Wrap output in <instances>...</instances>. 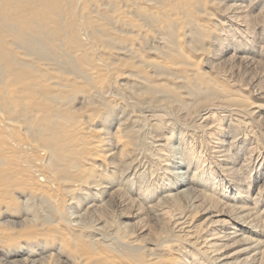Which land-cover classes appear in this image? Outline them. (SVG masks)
I'll return each mask as SVG.
<instances>
[{"label":"rangeland","instance_id":"rangeland-1","mask_svg":"<svg viewBox=\"0 0 264 264\" xmlns=\"http://www.w3.org/2000/svg\"><path fill=\"white\" fill-rule=\"evenodd\" d=\"M94 1L0 0V114L12 124L0 115V264H214L204 252L209 246L203 245L218 227L217 219L225 226L238 225L236 233L250 242L263 241V254L251 258L252 253L238 251L243 244L213 239L225 243L223 252H233L232 262L264 264V0H156L155 9L145 0H113L104 9L102 0ZM237 2L241 10L247 8L242 20L240 12H233L235 19L225 15L232 14L227 10ZM153 10L160 14L157 19ZM114 13L124 22L115 20ZM79 24L86 27L85 34L77 30ZM157 26L166 31V43L155 34ZM109 28L120 38L111 37ZM171 60L186 66L170 70ZM155 62H165L158 70L165 69V76L153 74L150 64ZM57 89L65 94L55 93ZM155 90L164 97L153 98ZM156 99L162 109L148 105L145 110V103ZM203 104L231 111L215 112L210 120H221L201 135L196 114ZM248 109L255 110L257 119L244 115ZM156 121L161 124L154 125ZM212 130L210 149L218 150L217 140L223 139L221 151L204 145L205 164L199 162L197 169L210 165L213 178L238 180L235 171L229 177L218 169L220 155L229 147L228 158H234L230 168L243 164L247 180L233 189L240 195L235 203L228 200L233 186L229 197L220 189L212 196L236 208L247 206L257 216L253 225L236 218L226 205L214 207L216 213L225 212L221 216L212 210L202 213L200 201L192 207L188 199L174 205L165 199L174 190L156 180L167 170L180 171L170 167L172 161L162 165L150 156L155 144L163 143L157 138L171 132L169 144L176 145L183 135L185 146L189 134L201 135L203 143ZM98 185L105 193L95 197L91 194L98 193ZM76 197L83 199L73 207Z\"/></svg>","mask_w":264,"mask_h":264},{"label":"bare ground","instance_id":"bare-ground-1","mask_svg":"<svg viewBox=\"0 0 264 264\" xmlns=\"http://www.w3.org/2000/svg\"><path fill=\"white\" fill-rule=\"evenodd\" d=\"M82 2H85V0H81ZM89 1V0H88ZM94 1V0H93ZM93 1L91 0V3H93ZM101 0H97V2H100ZM113 0H102V2L100 3V5L99 6H102V8L101 9H104L105 7H108L109 5H110V3L112 2ZM129 1V0H128ZM131 1V0H130ZM146 2H148V1H150V4H148V5H151V4H153L154 5V7H153V9H155L156 8V0H154L155 2H153V0H145ZM95 2V1H94ZM137 2V1H136ZM86 3H87V1H86ZM78 4V3H77ZM134 4H135V2H134ZM96 5V4H95ZM97 5V6H98ZM240 5V3L238 4V2L237 3H233V4H231V6H230V8L232 7V9H230V10H227V12H231L232 14H229V13H226L225 15L229 18V17H231V16H233L235 13H233V12H240L241 14H240V16H239V18L242 20L243 18H245V17H247V14H246V12H245V10H244V8H246V7H244L243 8V10H241V8H242V6H239ZM238 6H239V8H240V10L238 9ZM250 6V5H249ZM85 6L83 5V8H84ZM134 7V6H133ZM134 8H136V9H134L133 11L134 12H136L137 11V7L135 6ZM159 8H161V7H159ZM157 9H158V7H157ZM161 9H163V10H161V11H159V12H161V14L162 13H164V15L165 14H167V13H165V11H166V9L165 8H161ZM247 9V8H246ZM98 8H97V10H95L94 9V11H97L98 12ZM130 10H131V8H130ZM159 10V9H158ZM132 11V10H131ZM130 11V12H131ZM82 12L84 13V11L82 10ZM92 12V11H91ZM90 12V13H91ZM97 12H96V14H97ZM120 12V11H119ZM138 12V11H137ZM140 12H142V11H140ZM153 15H152V17L154 18V19H157L158 18V16L157 15H160V14H158L159 12H156L155 10H153ZM156 12V13H155ZM166 12H168V11H166ZM248 12V11H247ZM123 13V12H122ZM95 14V16H97ZM151 14V13H150ZM229 14V15H228ZM114 15H116V13H114ZM111 16V15H110ZM234 17V16H233ZM92 18H94V17H92ZM237 18V17H236ZM121 19V20H120ZM124 18L122 17V16H118V14L115 16V20H117L118 22H124V20H123ZM127 19H129V18H127ZM234 19H235V17H234ZM132 20V19H131ZM114 21V20H113ZM135 22H138L137 20L135 21ZM234 22V21H233ZM130 24V23H129ZM132 24H133V22H132ZM237 24V23H236ZM243 24V23H242ZM77 27H78V31H79V33L80 32H82V31H84V34H85V26H84V24H79V26L77 25ZM110 29V28H109ZM158 26L156 27V32L157 33H155V34H157V36H159L160 38L159 39H162V42H163V40H165V39H167V37L165 36L166 35V31L164 30V32L163 31H158ZM246 29V28H245ZM115 31V30H114ZM109 33L108 34H110L111 35V37H115V38H120V37H118L117 35H119V34H117V32L115 33V32H113V30L111 31V29L108 31ZM83 34V33H82ZM120 36V35H119ZM124 36V35H123ZM258 36V35H257ZM155 37V36H154ZM88 38V37H87ZM122 38V37H121ZM155 41V40H154ZM156 41H157V39H156ZM159 41V40H158ZM223 41H225L224 39H223ZM227 41V40H226ZM89 42V41H88ZM229 44L231 43V42H229V40L227 41ZM261 42V41H260ZM84 44L86 43V42H83ZM82 43V44H83ZM165 43H166V40H165ZM165 43H163V44H165ZM250 43V42H249ZM87 44V43H86ZM85 44V45H86ZM262 44V43H261ZM88 45V44H87ZM259 46V45H258ZM87 47V46H86ZM85 47V48H86ZM165 48L167 47V46H164ZM89 48V47H88ZM169 48V47H168ZM260 48H261V50L259 51V52H261V54H262V52H263V49H262V47L260 46ZM87 49V48H86ZM171 49V48H170ZM168 50V49H167ZM179 50H180V48H179ZM18 52H19V50H17ZM86 51H89V49H87ZM165 51V50H164ZM173 51V50H172ZM181 51V50H180ZM221 50H219V51H217V52H219V53H221L220 52ZM226 51V50H225ZM240 51H244V50H240ZM91 52V51H90ZM90 52H86V53H90ZM23 53V52H22ZM18 54V53H17ZM24 54V53H23ZM164 54V53H163ZM19 55V54H18ZM29 55V54H28ZM81 55H82V53H81ZM259 55H260V53H259ZM17 56V55H16ZM23 56V55H22ZM20 57V56H19ZM26 57H28V56H26ZM245 57V56H244ZM28 59V58H27ZM243 59V58H242ZM49 60V59H48ZM247 60V59H246ZM245 60V61H246ZM46 62H47V59L45 60ZM171 61H174V62H171ZM170 62H169V65H167L166 66V68H169L170 70L173 68L174 69V67L176 68V66H177V68H178V66L180 65V67L182 68L184 65L182 64V66H181V63L179 62V61H176V60H171ZM44 62V61H43ZM43 62H41V63H43ZM50 62V60L47 62V63H49ZM53 62V61H52ZM52 62H51V64H52ZM158 62V61H157ZM40 63V64H41ZM183 63H186L185 61H183ZM154 65H151L150 64V66L152 67V72H154L153 74H155V76H161V74L164 72L165 73V69L163 70V71H158V70H160V68H161V66L163 67H165V62H161V63H153ZM155 64H157V65H155ZM162 64V65H161ZM187 64V63H186ZM38 65V64H37ZM42 66H43V64H41ZM40 65V66H41ZM47 65H49V64H44V66H47ZM41 66V67H42ZM186 66V65H185ZM184 66V67H185ZM179 67V68H180ZM48 69V68H47ZM163 69V68H162ZM180 70V69H179ZM181 70H183V69H181ZM156 71V72H155ZM157 71L158 72H160V73H157ZM162 72V73H161ZM163 73V75L162 76H165V74ZM167 73V72H166ZM183 73V72H182ZM186 73V72H185ZM181 76V75H180ZM179 79H180V77H179ZM47 81V80H46ZM45 81V82H46ZM44 82V81H43ZM49 80L46 82V84L47 85H45V83H43L45 86H49ZM140 83V82H139ZM58 91H55V93H59L60 95H61V93H64L65 94V91H63V92H61L59 89H57ZM162 91H157V90H155L154 91V93H153V98H162V97H164L163 95H162V93H161ZM138 94V92L135 94V95H137ZM187 94H189V93H187ZM139 95V94H138ZM137 95V96H138ZM188 96H191V97H195V96H193V95H191V94H189ZM132 97V96H131ZM133 97H134V95H133ZM225 98L227 97L226 95L224 96ZM136 98V97H135ZM128 99H130V97L128 98ZM213 99V98H212ZM211 99V100H212ZM131 100V99H130ZM206 100H207V98H206ZM206 100H203V101H206ZM224 100V99H223ZM200 101V100H199ZM203 101H201V102H203ZM161 102V100H158V99H156V100H154V101H149V102H147V103H145V105H147V108L146 107H144L145 108V110H147L148 109V107L150 106V107H152L153 108V106L155 107V106H160V103ZM57 104V103H56ZM59 104V103H58ZM144 103H142V105H143ZM187 107L191 104V102H185L184 103ZM63 105V104H62ZM144 105V106H145ZM149 105V106H148ZM181 105V104H180ZM56 105L54 104V109H56V107L57 108H60L59 107V105L58 106H56ZM251 106H253V103H252V105ZM180 107V106H179ZM62 108H63V106H62ZM159 108H161V106L159 107ZM230 108V107H229ZM228 107H226V106H224L223 107V105H218V104H216V105H212V104H203L202 106H200L199 107V109L197 110V114H196V122L197 121H200V123H202V125H201V127H202V130L201 131H199V132H202V134L201 135H203V131L204 130H206V129H209V128H212L213 129V126L215 127V125L213 124L214 122H216V121H220L221 120V118H216V119H214V121L213 120H210V118H213V117H215V112H223V111H231L230 109H229ZM254 108H256V110H258V111H260L261 110V108L262 107H260V104H257V103H254ZM150 109V108H149ZM162 109V108H161ZM236 109V110H235ZM233 108V110H235V111H240L238 108ZM66 110V109H65ZM152 110V109H151ZM247 109H244L243 111H246ZM249 110V112L248 113H244V115H246L247 116V118L248 119H250V120H254V119H257V115L255 116L254 114H255V110H253V109H248ZM63 111H64V109H63ZM62 111V112H63ZM154 111H156V109H154ZM154 111H153V113H154ZM163 111V110H162ZM187 111V110H186ZM242 111V112H243ZM160 112V111H159ZM247 112V111H246ZM257 112V111H256ZM261 113V112H260ZM156 114V113H155ZM224 114V113H223ZM258 114V113H257ZM263 114H264V111H263ZM262 114V117L264 116ZM0 115H2V114H0ZM4 115V114H3ZM2 115V116H3ZM151 115V114H150ZM153 115V114H152ZM151 115V116H152ZM162 115V114H161ZM156 116H159V115H156ZM164 115H162V117H163ZM251 116H252V118H251ZM4 117H5V115H4ZM256 117V118H255ZM149 118V117H148ZM161 118V117H160ZM163 118H165V117H163ZM5 119V121H6V119H8V118H4ZM3 119V120H4ZM127 119V118H126ZM125 119V120H126ZM259 119V118H258ZM157 120V119H156ZM235 120V119H234ZM242 120H243V118H242ZM14 121V120H13ZM236 121L239 123V121H238V119H236ZM246 121H248V120H245V122ZM6 122H8V120L6 121ZM12 121L10 120V123H11ZM211 122V123H210ZM3 123V122H2ZM17 123V122H16ZM161 124V122L160 121H156L155 123H154V125H158V124ZM164 123V122H163ZM200 123H198L197 125L199 126L200 125ZM6 124V123H5ZM18 124V123H17ZM65 124V123H64ZM153 124V123H152ZM165 126H168V127H170V121H165ZM163 124V125H164ZM244 124V123H243ZM246 124V123H245ZM0 125H2V124H0ZM7 125V124H6ZM8 125H12V124H9V122H8ZM7 125V126H8ZM162 125V126H163ZM172 125H174L173 123L171 124V126ZM218 126V128L216 127V129L218 130L219 129V124H217ZM164 126V127H165ZM15 127V126H14ZM9 128V127H8ZM8 128L6 129V130H8ZM13 128V127H12ZM11 126H10V131H7L8 132V134H9V132H11ZM18 128H20L19 126H18ZM17 128V129H18ZM150 128H152V127H150ZM15 130H17L16 129V127L14 128ZM171 129L173 130V128L171 127ZM199 129V128H198ZM247 129V128H246ZM0 130H1V128H0ZM2 130H3V127H2ZM133 130V129H132ZM18 131V130H17ZM154 131V130H153ZM156 131V130H155ZM1 132V131H0ZM4 132V131H3ZM12 132H14V131H12ZM74 132H77L76 130L74 131ZM207 132V131H206ZM66 133H68V132H66ZM195 132H193V133H191V134H187L188 135V137L191 139H189V142H187L186 141V139H185V142H186V144L187 145H185L184 146V144L182 143V141H181V139L182 138H184V137H179L178 138V144H176V145H170L169 144V139H171V137H172V134L173 133H171L170 132V136H164L163 137V135L161 136V137H159V138H157L156 140H160V141H162L163 143H157V144H155V147L156 148H154V149H151L150 151H148V153L150 152V156L153 158V155H156V156H154L155 158H154V160H156V162L155 163H157V162H160L161 163V161H163V163L164 164H162V165H166L165 163L167 162V160L169 161H172L173 163H174V165L175 166H170V167H175V168H177V169H180V171H178V172H175V171H172V170H167V172H164V175L163 176H161L160 178H158V179H156L157 181L158 180H161L162 182L164 181V183H166L167 184V186H166V184H165V186H166V188L168 187L169 189H173L174 191H170L169 193H167L166 195H165V199L166 200H170L169 202H172V203H174V205L175 204H177L178 202H181L182 201V199H188L189 201H187L188 202V204H190V206L192 207V202H199L200 201V204L201 203H203L204 205H203V207H202V209H203V212L202 213H208V211H210V210H212V212H213V216H221V215H223L224 213H222L221 211L220 212H218V210H217V213L216 212H214L213 210H215V208L214 207H219L218 205H220V206H223V205H226V206H228L229 208H231V210L234 212L233 213V215L234 216H236V218H240L241 219V221L242 220H246L247 222H249V224H252V222H255L254 221V219H256V217L257 216H255V215H252V213L251 212H249L248 211V207L246 208L245 206H239L238 205V207L236 208L235 206H236V204H234L235 206H233V205H230V204H226L225 203V201H220V200H217V197H213L212 195H214L215 193L217 194V193H219V192H217L216 190H218V189H220V192H221V190L224 192V194H225V196H227V195H229V194H227V192H229L228 190H229V188L230 187H232V188H230V190H231V192L233 191V189H238V185H240V184H242L243 182H245V180H247V177L246 176H243L242 175V171H244V169L242 168L243 167V164H241L240 165V167H235L234 165H233V167H231L230 168V166H229V164H231V163H234L233 162V159L234 158H228V156L231 154L230 153V148L228 147V148H226V149H224L225 150V152L224 153H222L220 156H222V157H220V160H218L219 162H218V164L220 165V167H218V169H221L222 170V172H225L226 173V175L227 176H229V177H232L231 175H233V173H234V171H235V173H236V178L238 179V180H231V178H229L228 179V182H223V179H222V177H220V178H218V179H216V178H213V176L211 175L212 174V171H210L209 169H211L212 167L209 165L207 168H206V170L204 171V168H201V169H197V164L199 163V162H201V163H203V164H205V159H204V156L202 155L203 153H201V152H203L204 151V149H206L207 150V147H208V150H211L210 148H212L213 149V147H210L209 146V142H211V137H212V135L214 134L213 133V130L211 131V132H207V133H205L204 134V142L202 143L201 141H200V139L199 138H201L202 136L200 135V136H197L196 138H194V136L192 135V134H194ZM7 134V135H8ZM12 134V133H11ZM137 134V133H136ZM186 134V133H185ZM10 135V134H9ZM77 135V134H76ZM2 136V135H1ZM11 136V135H10ZM9 136V137H10ZM78 136V135H77ZM77 136H76V138H75V140H77ZM155 136V135H154ZM80 137V136H79ZM11 138V137H10ZM23 138V137H22ZM85 138H86V136H85ZM148 138H150V137H148ZM6 139V138H5ZM19 139V138H18ZM66 139V138H65ZM152 139V138H151ZM16 140V142H18L19 144L20 143H22L23 144V142H20L21 141V139H19V141L17 140V139H15ZM14 140V141H15ZM67 140V139H66ZM147 140H149V139H146V141ZM153 140H154V138H153ZM6 141V140H5ZM143 141V140H142ZM141 141V142H142ZM7 143H8V141H6ZM15 142V143H16ZM29 142V141H28ZM90 142V141H89ZM224 142V140L222 139V140H217V146H218V150H216V151H214V150H211L212 152H217V153H219L221 150H220V148H221V144ZM143 143V142H142ZM152 143V142H151ZM150 143V144H151ZM9 144V143H8ZM12 144V143H11ZM22 144H20V145H18V147L20 146H22ZM91 144V143H90ZM92 144H93V146H97L98 145V142H96V141H93L92 142ZM118 144V143H117ZM203 145V148H202V150L200 149L199 151H195V150H193L194 149V147H196L197 145L200 147L201 145ZM17 145H15L16 146V148H17ZM152 145V144H151ZM207 145V147H205V146ZM12 146V145H11ZM117 146V145H116ZM115 146V147H116ZM23 147V146H22ZM21 147V148H22ZM114 147V148H115ZM12 148H15V147H12ZM201 148V147H200ZM18 149V148H17ZM6 152H7V150H6ZM146 154H147V152L146 151H144ZM154 152L156 153V154H154ZM201 153V154H200ZM11 155L12 154H10V153H8L7 152V157L8 158H11ZM160 155H163L162 157H160ZM14 156V155H13ZM12 156V157H13ZM212 157H214V158H216V159H218L217 157H215V156H212ZM24 158V157H23ZM158 158V159H157ZM160 158V159H159ZM12 159V158H11ZM16 159V158H15ZM20 159H21V157H20ZM35 159V158H34ZM47 159V158H46ZM12 160H14V159H12ZM166 161V162H165ZM132 162V161H131ZM126 163V162H125ZM128 163V162H127ZM125 165V164H124ZM170 165V164H169ZM47 166V165H46ZM159 168V167H158ZM157 168V169H158ZM194 168V169H193ZM160 169V168H159ZM191 169H193V170H191ZM75 170V169H74ZM159 172L160 171H162V170H158ZM164 171V170H163ZM204 173H203V172ZM152 173V172H151ZM48 174H50V172H48ZM166 174V175H165ZM179 174H183V177H182V179H181V175L179 176ZM167 175H169L170 177H167ZM34 176V175H33ZM152 176V175H151ZM179 177H180V179H179ZM243 177V181H240V180H242L241 178ZM29 178H31V177H29ZM51 178V177H50ZM28 180H30V179H28ZM27 180V181H28ZM225 180V179H224ZM240 181V182H239ZM31 182V181H30ZM156 182V181H155ZM40 183V182H39ZM50 183V182H49ZM100 184V183H99ZM228 184H230V185H228ZM97 185V184H96ZM147 185H148V183H147ZM99 186V185H98ZM164 186V187H165ZM69 189V188H68ZM205 189H207L208 190V193H206V191H204ZM242 189V188H241ZM70 190V189H69ZM95 190H97L98 191V193H92L91 195H94L95 197L99 194H101V192L103 191L104 193H105V190H103L102 189V186L100 187L99 186V188L97 187V188H95ZM222 193V192H221ZM236 194H238L236 191H233L232 192V195H231V197H229V196H227V197H229L228 198V200H232V202H237V198H236ZM239 195V194H238ZM207 197V198H210V200H209V202L206 200V199H204V198H202V197ZM216 196V195H215ZM224 196V197H225ZM240 196V195H239ZM99 197V196H98ZM97 197V198H98ZM101 197V196H100ZM169 197V198H168ZM85 198V197H84ZM168 198V199H167ZM81 199H83V197H76L75 198V203L73 204V207H75V205H77V204H80V200ZM164 199V200H165ZM220 199V198H219ZM100 200V199H99ZM222 200V199H221ZM163 201V200H162ZM227 202V201H226ZM196 204V203H195ZM193 205V207H198V208H200L197 204L196 205ZM233 204V203H232ZM173 205V204H172ZM173 205V206H174ZM130 206V205H129ZM225 206V207H226ZM167 207V206H166ZM224 207V208H225ZM189 208V207H188ZM229 208H228V210H229ZM180 209V208H179ZM222 209V208H221ZM71 210V209H70ZM195 210L196 211H198L196 208H195ZM183 211V210H182ZM202 211V210H201ZM200 211V212H201ZM226 211V210H225ZM232 211H230V212H232ZM160 212V211H159ZM169 212V211H168ZM211 212V211H210ZM228 212V214L230 213L229 211H227ZM198 213V212H197ZM262 213V212H261ZM176 214H177V212H176ZM162 215V214H161ZM178 215V214H177ZM229 215H232V213L231 214H229ZM157 216V215H156ZM175 216V215H174ZM226 216H228V215H226ZM252 216V217H251ZM76 217V216H75ZM176 217V216H175ZM233 217V216H232ZM77 218V217H76ZM178 219V218H177ZM184 219V218H183ZM183 219H180V220H183ZM222 219H224V218H222ZM226 219V218H225ZM61 220H64V221H66V219H62V217H61ZM210 220V219H209ZM217 221L219 222V224L218 223H216L215 224V226H217L218 225V227L219 226H224L223 228H218V227H216L215 229H213V231H212V234H210L212 237L211 238H209L208 237V239L205 237V239L206 240H204V239H202V241L204 240V245L203 246H209V248H211V247H213L212 249H209V248H207V249H205L204 250V252H206L207 254H209L210 255V257L209 258H211V259H213V261H215V263L216 264H241V262H235V261H231L232 260V256H233V252L230 254V253H225V252H223L222 250H220V249H222V248H225V247H227L226 245H224L225 243L224 242H222L223 244H221L220 243V245H219V242H216V241H213V239H223V240H227V241H232V243H240V244H243L242 246V248L240 249V250H238V251H240V252H248V253H252L250 256H251V258L253 257L254 258V256L256 255V254H259V253H262L261 252V250L259 251V247H260V245L259 244H262V240L260 241H257V242H250V240H248V239H250V238H247L246 236H244V235H242V232L241 231H245V229L244 228H241V227H239L238 228V230L241 232V233H236L237 232V229L235 228L236 226H238V225H236V224H229V225H226L225 226V224H226V221H222V220H218L217 219ZM229 221V220H228ZM240 221V222H241ZM258 221V220H257ZM262 221V220H261ZM173 222H174V220H173ZM179 222V221H178ZM214 222H215V220H214ZM221 222V223H220ZM78 224V223H77ZM254 224V223H253ZM252 224V225H253ZM72 225V224H71ZM97 225V224H96ZM175 225H176V223H175ZM178 226H180V225H178ZM182 226H184V225H182ZM103 227V226H102ZM177 227V226H176ZM246 229H247V227L248 226H244ZM186 228H187V226H186ZM230 228H232L233 229V231H229V230H225V229H230ZM175 229V228H174ZM185 230V229H184ZM189 230V229H188ZM204 231V230H203ZM211 231V230H210ZM198 232V231H197ZM204 233V232H203ZM102 234V233H101ZM205 234V233H204ZM199 235V234H198ZM201 236V235H200ZM102 237V236H101ZM263 238V237H262ZM261 238V239H262ZM212 239V241L213 242H211L210 243V240ZM100 240H102V239H100ZM94 241H96V239L94 238ZM103 241V240H102ZM200 243H201V241H200ZM199 243V244H200ZM218 243V244H217ZM229 243V242H228ZM238 243V244H239ZM264 244V243H263ZM200 245H198V247H199ZM201 246H202V244H201ZM214 246H217V247H214ZM220 246V247H219ZM228 248V247H227ZM238 249V248H237ZM236 249V250H237ZM203 250V249H202ZM10 252H17V250H15V251H10ZM10 252H6V254H10L11 255V253ZM203 254V253H202ZM263 254V253H262ZM253 255V256H252ZM114 257V256H113ZM112 256L110 257L111 259L113 258ZM115 257H116V255H115ZM113 258V259H116V258ZM207 257V256H206ZM249 257V256H248ZM76 258V260L77 261H80L81 260V257H75ZM237 258V257H236ZM240 258V257H239ZM43 259V258H42ZM44 259H45V257H44ZM210 259V260H211ZM235 259V258H234ZM233 259V260H234ZM245 259V258H244ZM259 259V258H258ZM46 260V259H45ZM44 260V261H45ZM246 260V259H245ZM250 260V259H249ZM252 260V259H251ZM242 261V260H241ZM46 262H47V260H46ZM152 262V261H151ZM243 262V261H242ZM253 262V261H252ZM264 262V261H263ZM31 262H29L28 264H30ZM214 263V262H213ZM214 263V264H215ZM152 264H153V262H152ZM243 264H245V262L243 263ZM247 264V263H246Z\"/></svg>","mask_w":264,"mask_h":264}]
</instances>
